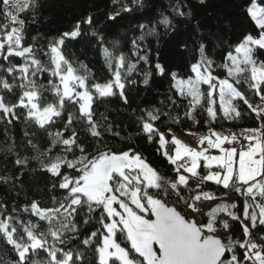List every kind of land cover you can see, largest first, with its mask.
Segmentation results:
<instances>
[{"label":"snow or ice","instance_id":"6c2138e0","mask_svg":"<svg viewBox=\"0 0 264 264\" xmlns=\"http://www.w3.org/2000/svg\"><path fill=\"white\" fill-rule=\"evenodd\" d=\"M118 2L113 0L114 4ZM199 2L204 4L205 0ZM39 7V0H0V121L4 124L5 132L10 126L23 123L26 128H33V136L41 140L47 138V147L40 152V163L41 170L51 183L52 207H43L35 199L27 201L22 208L15 205L9 208L7 200L0 201V240L12 254L10 262L0 258V264H84V254L78 250L80 245L93 250V264H264V235L256 239L257 233H264V70L257 72V61L253 59V47H250L264 49V8L257 6V0H244L242 5L245 14L259 29V38L245 36L234 49L236 53H243L245 64L252 65L250 78L245 76L236 79L235 83L241 85L240 88L234 87L227 79L218 81L212 75L211 60L191 65L196 82L208 85L206 95L209 106L206 107V114L210 122L218 119L239 122L247 118L254 126L241 128L239 135L232 132L222 136L214 129H209L211 134L201 138L202 144L205 140L207 142L201 150H192L174 135L171 136V142L178 146L175 154L168 151L161 153L171 165V178L158 174L136 152L122 151L116 154L114 151H99L106 135L95 118L93 105L97 98L115 96L126 104V82L119 69L125 67L130 74L136 66L126 65L125 57L121 54L112 78L106 83H89L87 76L74 74L62 49L66 39L81 37L86 28L91 30L93 37L98 38L97 42L109 61V67H112V54L104 47L101 34L93 30L99 23L95 17L82 18L73 29L61 33L49 43L43 54L54 65L50 70L51 77L58 78L59 82L48 79L46 86L40 81V74L49 69L38 58L33 46L26 45L23 33L27 21L20 18V13L28 12L35 19ZM121 7L125 12L132 11L126 5ZM119 16L120 11L113 10L107 14V20L114 22ZM172 16L191 18L188 0H176L171 7V15H163L158 26L176 31ZM139 27L144 29L146 25L141 24ZM143 40V35L132 39V55L148 63V52L141 43ZM204 50L201 44L199 51ZM227 59L233 64L237 62L230 52ZM222 67L228 68L231 75L232 69L228 65ZM155 69L159 74H164L165 70L159 63ZM238 71L244 72L245 69ZM147 76L148 73H145V85L148 84ZM171 76L177 80L176 73ZM177 83L183 94L185 81ZM187 83L191 86L188 94L196 99L198 89L191 79ZM217 84L219 102L218 106L213 107L211 105L217 103ZM44 92L52 93L54 99L49 101L43 95ZM69 106L76 109L75 113ZM159 119L158 114L147 112V121L141 117L140 131L146 135L148 142L163 149L166 134L154 123ZM105 126L112 137L121 135L107 122ZM24 135L28 138L29 132L25 131ZM26 143L38 150V144L32 139H26ZM210 149L217 150L219 154L207 155ZM108 156L138 160L151 170L149 179L144 178L146 169L125 163L123 172H115L107 180L106 191L96 186L102 192L103 199L93 198L89 195V187L95 177V167L101 157ZM28 162V156L17 153L15 173L12 176L0 175V183L12 181L11 187L14 189L17 182L22 186L20 177L25 175ZM198 167L205 171L198 172ZM195 177L200 181L196 185L198 190L202 189L204 183L214 182L220 191L231 188L243 197L242 208L228 212L231 220L240 225V239L229 238L227 245L222 244L217 257L215 249L209 247L207 241L200 242L201 229L209 232L215 230L217 209H212L208 214L209 219L202 224L197 225L193 219L191 225H178L172 221L175 205L166 209L163 203L159 211L149 212L145 207L142 213L149 219L153 215L160 219L159 225L150 228L154 233L152 241L145 243L128 235L120 221L123 215L121 205L129 207L125 200L130 201L136 193L140 196V204L145 205L148 200L158 199L150 191L156 189L165 201L175 197L191 212L200 211L195 201L200 200L201 195L205 199H216L215 195L202 190L197 195H185L190 180ZM112 197L115 199L108 208L107 201ZM227 208L225 205L224 210L227 211ZM231 208L237 209V205L233 203ZM110 212L113 214L110 215ZM23 213L47 222V232L38 231L40 224L31 218L25 220ZM222 227L230 232L233 230L227 220L223 221ZM121 238L124 246L118 242Z\"/></svg>","mask_w":264,"mask_h":264},{"label":"trees","instance_id":"16d2710c","mask_svg":"<svg viewBox=\"0 0 264 264\" xmlns=\"http://www.w3.org/2000/svg\"><path fill=\"white\" fill-rule=\"evenodd\" d=\"M257 2L264 6V0H257ZM175 3L176 0H135V2L134 0H119L115 4L113 0H39L40 7L35 14V19L28 12L20 13V18L27 21L23 33L26 45L33 46L37 51L38 58L45 68L49 69L40 74V81L46 86L48 79H53L56 83L59 82L58 78L51 77L50 70L54 65H51L49 58L43 54L48 49L49 43L59 37L61 33L73 29L76 23L86 16L95 17L99 21L93 30L101 34L104 47L108 48L112 54V67H109V61L97 42L98 38L93 37L91 30H87V28L81 37L75 40L66 39L62 49L63 55L72 65L74 71L87 76L89 83L107 82L111 79L121 54L125 57L126 65L135 64L136 66L130 74L125 67L119 69L122 79L126 82L124 89L128 101L126 104L118 96H115L97 98L93 105L95 118L106 135L104 145L100 146L99 151H114L118 154L122 151L136 152L146 162H149L158 174L167 178H171L173 175L170 172L171 165L161 153L164 151L174 153L175 144L171 142L173 131L209 133V129H214L215 131L225 130L230 134L235 132L239 135L241 128L254 126L247 118L239 122L220 119L210 122L206 114V107L209 106L206 95L208 85L202 84L201 97L195 104L188 93L184 91L181 94L180 90L174 86L176 80L172 79L171 74L176 73L177 79L192 76L194 75V72L191 71L192 64L206 63L211 60L213 75L220 79H227L234 87L240 88L241 85L235 83L236 79H243L245 76L250 78L252 65L245 64L244 60L238 61L236 55L237 62L233 64L227 59V54L229 52L236 53L235 47L243 41L245 36L251 35L254 38H259V29L255 27V23L245 14L242 7L244 0H205L204 4H200L199 0H188V6L192 12L191 18L172 16L176 31L165 28L163 25L158 26L163 15H171V7ZM121 5L130 7L132 11H123ZM113 10H119L120 16L114 22L108 21L107 14L112 13ZM141 24L146 27L141 29L139 27ZM141 35L144 37L141 43L148 52V63L139 61L137 56L132 55L131 41ZM201 44L204 45V52L199 51ZM253 59L257 61V72L264 70L262 67L264 49H260L258 46L254 47ZM157 63L163 66L164 74H159L156 71ZM222 65H228L232 69L231 75L228 73V68L222 67ZM238 69H245V71L240 72ZM145 73H148L147 85L143 82ZM128 81H135V83ZM218 90L217 85L215 90L217 103L211 105L213 107L218 106ZM244 90H247L246 86ZM43 95L47 96L49 101L54 99L52 93L44 92ZM69 107L75 113L76 109ZM147 112H153L160 116V119L154 123L161 132L166 134L163 149H158V145L148 142L146 135L140 131L141 117L147 121ZM196 121H201V123ZM105 122L121 135L112 137L106 130ZM25 131L29 132L28 138L38 144V150L32 149L26 143L28 138L24 135ZM32 131V127L26 128L23 123H17L8 127L5 132L4 124L0 121V175L12 176L15 173L14 160L17 153L29 157L28 167L24 170L25 175L20 177L23 180L22 186L17 182L14 189L11 187L12 181L8 184L0 183V201L7 200L9 208L13 205L22 208L27 201L33 199L43 207H52L51 183L41 170L42 164L40 163V152L47 147V138L41 140L33 136ZM16 175L19 176L18 173ZM196 185H189L185 195H197L202 190L210 195H215L216 199L230 197V202L226 204L228 212L242 208L243 197L231 188L220 191L214 182H206L202 185V189L198 190ZM150 191L158 197L153 200L162 201L169 206L175 205L178 211L186 217H190L191 209H186L175 197L165 201L161 193L156 192V189ZM195 203L199 207V200ZM233 203L237 205V209L231 208ZM210 212H200L201 224L209 219ZM22 215L25 220L31 218L34 222L39 223L38 231L47 232V222L38 221L36 217H29L26 213ZM143 219L148 220L149 218L146 216ZM223 221L221 212L217 210L215 230L211 233L222 229ZM230 224L233 230L231 232L228 230L224 240L225 245L229 243V238L236 240L242 236L240 225L232 221L231 218ZM123 228L127 231L125 227ZM201 230L209 233L204 229ZM260 235H264V233H257V240ZM118 242L124 246L123 238ZM78 250L84 254V264H93L95 253L91 248L80 245ZM0 258L6 262H10L12 259V254L2 240H0Z\"/></svg>","mask_w":264,"mask_h":264},{"label":"rangeland","instance_id":"374dc122","mask_svg":"<svg viewBox=\"0 0 264 264\" xmlns=\"http://www.w3.org/2000/svg\"><path fill=\"white\" fill-rule=\"evenodd\" d=\"M257 6L258 7H262L264 8V6L260 5L257 2ZM250 47H256V46H251ZM233 56L236 55L237 60H244V55L243 53H233ZM65 67L66 66H62ZM201 71L203 72V68L201 69ZM75 75H80L78 73H76L74 71ZM213 75V74H212ZM215 76V75H214ZM191 79V81L193 82V84L195 85V87L198 89V92L196 94V99H193V97L191 96L193 102L196 104V101H198V99L201 97V87L203 83H198L196 82V74L194 73V75L189 76V77H185V78H178L175 81V86L180 89V85L177 83V81H185V85H184V91L186 93H189L191 91V86L187 83L189 80ZM217 80H224V79H220L217 77ZM229 81V80H228ZM99 83H106V82H99ZM229 83H231L229 81ZM218 88H219V84ZM62 89V86H61ZM82 91V90H81ZM218 133H220L222 136L224 135H230L229 132L222 130V131H216ZM211 133H203V132H199V131H191V132H186V133H179L177 131H173V135L179 139L181 141L182 144H184L186 147L192 149V150H201L203 147H206V140L204 141V143H201V138L202 136H209ZM214 138V137H213ZM242 139V138H241ZM247 143V142H246ZM176 147H178L177 145H175L174 148V153L172 155L175 154V149ZM118 154V153H116ZM207 155H217L219 154L217 150L215 149H210L207 153ZM127 163L129 165H132L134 167H138V168H144L146 169V166L142 165L138 160H135L133 158H125L122 156H108V157H101L100 160L98 161L96 167H95V177L94 180L92 182V185L89 187V195H91L93 198H103V194L101 191H98L96 189V186L99 185L101 189H103L104 191L107 190V180L111 177V175L115 172H123L124 168L123 165ZM200 168L198 167V172H200L199 170ZM213 170H215V165H213ZM127 171V170H126ZM205 171V170H203ZM150 169H146L145 172V180L149 179L150 176ZM195 179V178H193ZM135 186V185H133ZM191 186V185H190ZM140 196L138 193L134 194L130 201L129 200H125V203L129 204L128 209L130 210V212L132 213V215L137 218V219H142L143 217H146L145 215H143V210L145 207H147L148 211H150V206L152 204V202L154 201L152 200H148L146 201L145 205H141L140 204ZM230 201V197L227 198H223V199H205L204 197L201 198L199 200V212H191L190 213V217L189 219H194L197 223V225L201 224V221L199 219V214L201 211H212V209H217L218 211L221 212V218L225 221L227 220L230 223V217L228 215V208L227 211L224 210V206L226 205V203H229ZM111 203H112V199L107 201V206L108 208L111 207ZM115 206V205H114ZM113 214L110 212V215ZM188 218V217H187ZM118 219V218H117ZM120 221L123 225V227L126 228L125 226V221L123 219V215H121L120 217ZM207 231V230H205ZM205 233V232H204ZM210 234H216L218 236H220L223 240L226 239L227 237V233L228 230L222 228L217 230L214 233L209 232ZM208 232H206L205 234H209ZM130 235V234H129ZM130 237H132L130 235ZM145 243L149 242L146 240H143Z\"/></svg>","mask_w":264,"mask_h":264},{"label":"water","instance_id":"95a60500","mask_svg":"<svg viewBox=\"0 0 264 264\" xmlns=\"http://www.w3.org/2000/svg\"><path fill=\"white\" fill-rule=\"evenodd\" d=\"M111 199L114 200L115 197H112ZM161 203H163L166 209L172 208V206H169L162 201H159L158 205L156 204V201H153L150 207V212L159 211ZM121 208H122V212H123L124 219H125L124 220L125 225H126L128 232L133 237H135L137 240L152 241V237L154 233L150 231V228L155 227L160 224L159 217L153 215L151 219H148V220L137 219L132 215L128 207H124L123 205H121ZM173 213L174 214L172 215V221L175 224L191 225L193 219L187 218L176 208L173 209ZM201 236L202 238L200 242L204 243L205 241H207L208 246L215 249L216 256L218 257L221 252L222 244L225 245L223 239L216 234H205L202 230H201Z\"/></svg>","mask_w":264,"mask_h":264},{"label":"crops","instance_id":"0c3cea01","mask_svg":"<svg viewBox=\"0 0 264 264\" xmlns=\"http://www.w3.org/2000/svg\"><path fill=\"white\" fill-rule=\"evenodd\" d=\"M200 171H203V170L201 169ZM198 182H199V178L195 177V179L190 180L189 185L194 186V185L198 184Z\"/></svg>","mask_w":264,"mask_h":264},{"label":"bare ground","instance_id":"6f19581e","mask_svg":"<svg viewBox=\"0 0 264 264\" xmlns=\"http://www.w3.org/2000/svg\"><path fill=\"white\" fill-rule=\"evenodd\" d=\"M230 202V201H229ZM226 204H228V203H226ZM123 219H124V215H123ZM125 220V219H124ZM224 241V240H223Z\"/></svg>","mask_w":264,"mask_h":264}]
</instances>
